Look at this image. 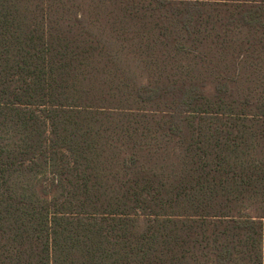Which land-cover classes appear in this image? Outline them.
<instances>
[{
  "label": "trees",
  "instance_id": "16d2710c",
  "mask_svg": "<svg viewBox=\"0 0 264 264\" xmlns=\"http://www.w3.org/2000/svg\"><path fill=\"white\" fill-rule=\"evenodd\" d=\"M198 263L264 264V0H0V264Z\"/></svg>",
  "mask_w": 264,
  "mask_h": 264
},
{
  "label": "rangeland",
  "instance_id": "374dc122",
  "mask_svg": "<svg viewBox=\"0 0 264 264\" xmlns=\"http://www.w3.org/2000/svg\"><path fill=\"white\" fill-rule=\"evenodd\" d=\"M138 50L139 51H142V50H144L143 49V47L141 46L140 47V45H138ZM175 54V53H174ZM164 55V54H163ZM192 55H190V53L189 54H180L179 55V57H191ZM133 57V56H132ZM142 57H154V55H151V54H148V52H146V53H144L143 54V56ZM170 57H173V56H170ZM193 57H195V56H193ZM197 57H199V56H197ZM207 57H212V56H207ZM199 264V263H198ZM200 264H205V263H200Z\"/></svg>",
  "mask_w": 264,
  "mask_h": 264
}]
</instances>
